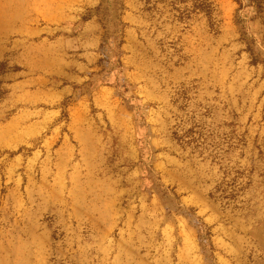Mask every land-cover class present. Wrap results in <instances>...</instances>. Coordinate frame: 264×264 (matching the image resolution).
I'll return each mask as SVG.
<instances>
[{
    "label": "crops",
    "instance_id": "1",
    "mask_svg": "<svg viewBox=\"0 0 264 264\" xmlns=\"http://www.w3.org/2000/svg\"><path fill=\"white\" fill-rule=\"evenodd\" d=\"M117 1L121 24L117 33L118 67L105 65L102 60L105 28L97 10L102 8L104 0H77L79 15L74 11L47 28L48 82L33 86L29 101L38 106L39 117L42 115L45 119L51 117L55 108L41 110V104L52 107V104L71 101L73 107L84 104L105 108L113 101H147L158 94L160 155L175 165L172 168L167 163L161 174L175 172L174 182L165 187V193H152L144 184L136 193L134 180L124 179L126 184L121 189L118 174H111L101 179L111 185L108 193H59L58 187H66L71 179L78 180L80 187L86 186L82 167L78 176L68 172L76 169L71 159L73 147L67 134L60 133L48 152L44 149L43 154L38 150L43 156L34 164L37 178L33 185H47V192L32 195L37 211L43 204L47 217L58 204L64 205L69 210L65 223L68 221L72 228L79 226V233L89 235L96 249L106 247L110 264H130L138 258H147L151 264H204L205 258L197 243L199 231L194 225L197 220L208 233L214 264H264L263 67L251 65L242 45L241 53L251 74L238 89H232L230 76L223 82L220 88L223 97L219 98L215 72L209 69V63L202 71L192 67L175 68L170 80L177 84L178 96L169 100L168 71L162 68L161 62L159 69L150 68L151 56L140 49L144 46L143 31L148 28L146 13L156 3L153 0ZM193 6L191 1L187 8L203 16L209 29V17ZM43 32L44 29H39V33ZM210 37L214 41L208 32V42ZM52 47L58 64L54 71L50 64ZM111 57L109 54L110 60ZM52 74L57 81L54 84L50 80ZM116 82L129 87V95L115 97L114 91L119 85ZM253 82L262 87L256 89ZM186 86H190L191 94H181V90H187ZM7 96L16 98L14 101L23 98L18 93ZM6 101L0 106H5ZM169 110L175 114L169 117ZM169 122L176 124L175 130L168 131ZM3 129L5 125L0 123V145L11 139ZM80 135L94 147L96 131L81 129ZM116 135L119 136V131ZM172 152L174 156H170ZM216 155L223 158L220 163ZM8 200L7 194L0 193V210L7 206ZM39 224L37 213L35 227L33 222L30 228L0 226L1 251H8L9 258L15 256L17 264H45L42 260L52 239V228L49 225L41 228Z\"/></svg>",
    "mask_w": 264,
    "mask_h": 264
},
{
    "label": "rangeland",
    "instance_id": "2",
    "mask_svg": "<svg viewBox=\"0 0 264 264\" xmlns=\"http://www.w3.org/2000/svg\"><path fill=\"white\" fill-rule=\"evenodd\" d=\"M112 1L104 0L102 8L111 11ZM191 1L194 2L153 0L156 6L152 5L145 16L148 28L143 31L144 46L140 49L142 53L147 52L151 56V64L148 63L150 68L159 69L161 62L162 68L168 71L169 100L178 96L177 84L170 80L175 68L192 67L202 71L209 63V69L215 72L217 98L223 97L220 88L230 76L232 89H238L251 74L246 69V57L241 53L242 45H245V51L250 56V63L252 60L257 61L251 65L262 66L264 70V2L262 9H257L254 4L246 6L250 4L249 0H239L241 6L235 0H207V29L204 17L193 14L192 9L187 8ZM76 3L77 0H0V103L8 100L5 106H0V123L5 125L2 132L7 137L11 135L10 140L0 145V193L9 196L7 206L0 210V226L30 228L33 222L35 227L39 213L41 228H47L48 225L52 228V239L42 263L110 264L106 247L96 249L89 235L79 233V226L72 228L68 221L65 223L69 210L64 205L58 204L47 217L43 213V204H40L37 211L32 195L47 192V185H33L37 178L34 164L39 160L40 152L43 153L44 149L48 152L58 134H67L66 138H69L73 147L71 159L76 165L75 170L68 172L78 176L79 167H82L81 174L86 179V186L80 187L78 180L71 179L66 187L55 188L59 193H108L111 185H106L101 179L111 174H118L121 189L126 184L123 180L130 179L137 183L136 193L142 184L148 185L152 193H165V187L169 188L170 183L174 182L175 172L167 175L166 172L161 174V170L167 163L172 168L175 165L160 155L158 94L149 97L147 101H113L105 108H92L84 104L73 107L71 101L52 104V107H42L41 104V110L55 108L51 117L45 119L42 115L39 117L38 106L29 101L32 87L43 86L48 82L47 28L60 23L74 11L75 15H79L80 9ZM98 15L105 17L102 10ZM39 29L45 32L39 33ZM208 32L214 41L211 37L207 41ZM248 47L253 49L251 53ZM52 50L50 64L54 71L58 64L54 47ZM54 78L52 74L50 80L53 84L57 82ZM155 79L158 84V77ZM116 83L119 85L114 91L115 97L129 95V87ZM253 83L256 89L262 87L258 82ZM11 85H15V88ZM189 88L181 90V94H191ZM8 93L22 94L23 98L14 101L16 98L7 96ZM174 114V110H169V117ZM39 118L41 121H38ZM175 125L169 122L168 131L170 128L175 130ZM81 129L97 132L94 147L87 143L86 138L81 137ZM117 131L119 136L116 135ZM170 156H174L173 152ZM190 157L188 155L187 158L190 160ZM216 159L217 163L223 160L220 155H216ZM194 225L199 231L197 243L205 258L203 263L214 264L207 242L208 233L201 222L195 221ZM6 253L9 254L8 251H1L0 246V264H17L15 256H1ZM130 264L151 263L147 258H138Z\"/></svg>",
    "mask_w": 264,
    "mask_h": 264
},
{
    "label": "trees",
    "instance_id": "3",
    "mask_svg": "<svg viewBox=\"0 0 264 264\" xmlns=\"http://www.w3.org/2000/svg\"><path fill=\"white\" fill-rule=\"evenodd\" d=\"M207 0H194V9H198L199 11L203 12L205 15H209L206 3ZM239 6H241V1L235 0ZM250 4L246 5L249 6L254 4L257 9H262V3L264 0H249ZM112 10L108 11L105 8H99L97 11H104V16L101 18L103 27L105 28L104 37L101 43V50L103 53V62L105 65H113L118 67V40H117V33L120 30L121 24L119 23L118 18V11H119V3L117 0L112 1ZM110 29V31H108ZM109 32V33H108ZM253 49L248 47V51L251 53ZM109 54H111L112 60L109 59ZM115 58V59H114ZM257 61L252 60L251 63L255 64ZM198 221V220H197Z\"/></svg>",
    "mask_w": 264,
    "mask_h": 264
}]
</instances>
